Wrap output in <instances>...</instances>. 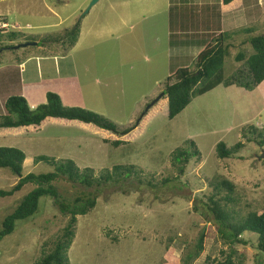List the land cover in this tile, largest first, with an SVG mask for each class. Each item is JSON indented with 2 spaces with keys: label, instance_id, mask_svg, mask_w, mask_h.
Returning <instances> with one entry per match:
<instances>
[{
  "label": "rangeland",
  "instance_id": "rangeland-1",
  "mask_svg": "<svg viewBox=\"0 0 264 264\" xmlns=\"http://www.w3.org/2000/svg\"><path fill=\"white\" fill-rule=\"evenodd\" d=\"M90 1L0 0V15L8 31L16 34L13 41L0 34V65L11 67L6 69L7 82L0 84V117L6 114L2 103L7 97L21 96L34 110L46 102L47 93H53L65 107L86 109L119 130H132L116 137L92 125L49 118L38 127L0 129V147L24 153L22 176L52 172L46 164L33 163L35 157L45 156L70 160L79 169L96 172L132 165L145 180L153 177L154 189L139 187L131 178L120 186L98 190L95 208L76 218L66 252L68 264H184L185 257L196 251L201 231L202 251L189 264L222 261L231 249L220 240L210 219L193 207H202L218 177L234 185L236 203L231 207L236 214L264 208V143L258 144L264 134L256 138L264 129V82L249 90L220 84L193 96L171 120L161 96L139 120L145 107L162 93L168 76L179 67L194 69L198 48L173 42L175 36L170 43L166 14L171 0H98L85 12ZM176 2L186 4L187 0ZM254 9L238 23L253 30L227 41L230 49L222 67L225 80L245 69L243 62L234 61L239 51L252 54L249 45L240 50V44L246 38L264 36V7L259 4ZM76 22L80 23L79 38L66 53L53 44L38 49L20 47L29 37L37 42L55 39ZM191 37L183 35L178 40L186 42ZM173 43L178 45L173 47ZM19 64L25 66L27 75L30 68L34 73L41 68L37 85L30 82L27 88L29 80ZM241 75L244 79L245 73ZM116 139L122 143L112 147L109 141ZM189 140L200 158L190 160L179 172L170 155L188 146L184 143ZM219 142L226 147L240 142L242 148L231 158L219 159L215 154ZM165 178L170 183L163 188L157 185ZM17 180L9 170L0 169V190H10ZM52 185L69 199L82 190H93L61 178ZM33 187L26 184L13 196L0 199V228ZM67 220L52 199L42 197L36 214L17 221L12 234L0 240V264H33L52 248ZM242 237L246 244L233 246L235 256L242 264H264V259L256 257V236L244 233Z\"/></svg>",
  "mask_w": 264,
  "mask_h": 264
},
{
  "label": "trees",
  "instance_id": "trees-1",
  "mask_svg": "<svg viewBox=\"0 0 264 264\" xmlns=\"http://www.w3.org/2000/svg\"><path fill=\"white\" fill-rule=\"evenodd\" d=\"M223 5L230 4L233 0H221ZM253 30L248 27H239L238 29L225 31L212 36L211 43L204 47L196 56L194 69L187 67L177 68L172 75L168 76L162 85V94L167 102L166 116L171 120L182 112L190 103L193 96H201L220 84L224 87L235 85L245 90L252 89L264 82V36H252L246 38L245 42L240 44V50L243 45H249L252 51L251 55L238 52L234 61L245 65V69H238L235 75L229 79L223 77V61L229 54L230 45L227 43L238 34H247ZM0 34H5L10 41L16 39V34L8 30H1ZM80 34V23L76 22L70 29H65L62 34L57 35L55 39H46L37 42L35 37L25 38V41H36L37 47L56 46L66 53L77 42ZM172 37V36H171ZM8 40V41H9ZM172 41V38H171ZM242 72L245 73L244 79L241 78ZM236 83V84H235ZM5 115L0 117V129H16L26 127H38L49 118L59 119L67 122L77 121L86 125H92L100 130L107 131L116 137L127 134L132 127L119 130L117 126L108 119L98 114L92 113L80 107H65L61 104L59 97L53 93L46 94V102L37 106L34 110L28 108L25 100L21 96L8 97L4 102ZM140 120V118H139ZM250 130L256 129L249 126ZM260 131L256 138H261L264 134ZM256 132V131H255ZM256 138H253L256 140ZM250 141V140H248ZM108 142V141H106ZM111 142L112 147H118L122 142L118 139ZM264 139L258 142L263 145ZM186 147H178L172 151L170 157L173 166L179 172L183 166L192 159L198 160L200 153L192 140L185 141ZM242 148L240 142L233 146L226 147L222 142L215 146V154L219 159H228L236 154ZM25 155L22 151L12 147H0V169L9 170V172L18 178L17 183L8 191L0 190V199L13 196L20 191L26 184L34 185L17 204L14 210L7 215L1 222L0 240L14 231L15 223L27 219L36 214L39 200L42 197H48L53 200L60 212L67 215L68 220L62 230L61 236L53 243L48 252L36 259L33 264H68L66 252L70 247L75 231L76 218L89 214L96 205L98 190L109 186H120V183L128 179H135L139 187H156L150 181L142 178V173L137 167L113 166L111 169H103L96 172L90 168L79 169L70 160H54L53 158L38 156L33 159V163H43L53 168L52 172L45 174H27L22 176V165ZM64 179L72 185H79L84 189H93L85 193L84 190L75 194L71 199L61 195L58 189L52 185L57 179ZM170 183V179L165 178L157 183L165 187ZM212 194L206 197V202L198 209L193 207L195 212L207 216L216 226L217 234L224 244L230 249L231 253L224 256L222 261H216L215 264H242L235 251L232 250L235 245H245L243 239L244 233H250L256 236L255 250L256 257L264 259V208L260 212L247 211L245 214L238 215L231 206L235 205L234 185L223 178H216L212 183ZM230 205V206H229ZM247 208V206H246ZM204 233L200 232L197 240L196 251L185 257L184 264L198 258L202 251V241ZM212 261L211 263H213Z\"/></svg>",
  "mask_w": 264,
  "mask_h": 264
},
{
  "label": "crops",
  "instance_id": "crops-1",
  "mask_svg": "<svg viewBox=\"0 0 264 264\" xmlns=\"http://www.w3.org/2000/svg\"><path fill=\"white\" fill-rule=\"evenodd\" d=\"M259 4L263 10V0H257V2L252 0H233L226 6L222 4L221 0H187L186 4L180 2L174 3V0H171L170 4L167 5L168 13L166 14L170 38L171 36H175L173 42H178V44H183L189 46L190 48L193 46L197 47V56L205 46L211 43L210 41L212 39V33L215 32V34H219L241 27L238 26V23L240 21L243 22V20H241L242 16L245 17L247 13L252 14V12L255 11L254 6L259 7ZM4 19V15H0V23H4L6 25L5 29L3 30H8L7 22ZM207 31L210 32L208 33ZM183 35H191L192 37L187 39L186 42H183L182 38H180L181 41H179L178 37ZM170 43L172 44L171 40ZM178 44L173 43V47L177 46ZM35 47L37 49L39 48L37 46ZM4 49H6V47ZM19 65V70L22 72V74H25L26 72L25 78L29 80L26 83V85H28L27 88H31L30 84H28L30 82L37 85L35 80L40 76L41 68L39 71L37 69H32L35 71V73L31 72L30 68L28 70V75L31 74V77H28L25 66L21 67L23 64ZM7 68L11 67L0 65V84L4 81L7 82ZM5 100H3V106Z\"/></svg>",
  "mask_w": 264,
  "mask_h": 264
},
{
  "label": "water",
  "instance_id": "water-1",
  "mask_svg": "<svg viewBox=\"0 0 264 264\" xmlns=\"http://www.w3.org/2000/svg\"><path fill=\"white\" fill-rule=\"evenodd\" d=\"M98 0H91L90 3H89V6L87 8V10L85 12H87L91 6H93ZM37 43L36 42H26V43H23L22 45H20V47L22 48H25L26 46H36ZM163 96V94L161 93L160 96L158 98H156L155 100L151 101L144 109V111L141 113V116H140V119L144 116L145 112L151 107L153 106L157 100ZM261 158L264 159V155L261 156Z\"/></svg>",
  "mask_w": 264,
  "mask_h": 264
},
{
  "label": "built area",
  "instance_id": "built-area-1",
  "mask_svg": "<svg viewBox=\"0 0 264 264\" xmlns=\"http://www.w3.org/2000/svg\"><path fill=\"white\" fill-rule=\"evenodd\" d=\"M6 25L4 23H0V30L5 29Z\"/></svg>",
  "mask_w": 264,
  "mask_h": 264
}]
</instances>
